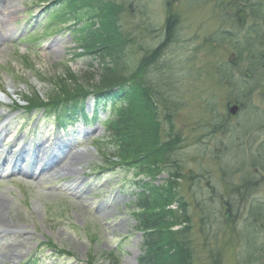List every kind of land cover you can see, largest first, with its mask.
I'll use <instances>...</instances> for the list:
<instances>
[{"label":"rangeland","instance_id":"374dc122","mask_svg":"<svg viewBox=\"0 0 264 264\" xmlns=\"http://www.w3.org/2000/svg\"><path fill=\"white\" fill-rule=\"evenodd\" d=\"M50 1L0 0V24L14 33L9 41L0 37V153L6 143L19 142L34 152L20 157L17 167L38 169L54 144L53 154L71 171L46 169L40 178H27L10 172V161L0 169V264H19L30 253L44 264H137L144 248L134 213L137 183L160 185L169 170L156 167L153 176H144L116 163L106 126L114 117L111 102L90 99L87 120L62 135L50 122H39L41 111L34 116L17 107L35 94L56 97L60 83L82 78V86L95 88L101 62H111L86 52L78 39L77 31L86 27L87 33V24L99 18L68 22L51 13L56 5ZM119 1H126L118 30L128 46L124 53L115 49L126 59L124 73L135 76L153 50L156 64L147 73L165 83L164 95L156 91L164 98L158 121L181 138L176 155L186 178L179 193L192 219L194 264H264V0L244 7L239 0ZM230 4L235 9L228 13ZM83 39L88 47L100 43ZM90 77L95 83L86 84ZM138 102L128 128L152 115ZM153 126L144 140H153ZM249 189L254 195L245 199L256 203L245 209L241 199ZM47 243L52 246L42 250ZM50 250L69 260L58 263Z\"/></svg>","mask_w":264,"mask_h":264},{"label":"trees","instance_id":"16d2710c","mask_svg":"<svg viewBox=\"0 0 264 264\" xmlns=\"http://www.w3.org/2000/svg\"><path fill=\"white\" fill-rule=\"evenodd\" d=\"M52 4L56 5L52 14L55 12L57 17L63 16L68 22H82V19L88 15L89 18L98 17L99 22L97 20L87 24L89 30L87 33L85 32L86 27L83 29L81 27L77 31L80 34L78 36L80 46H83L87 50L86 52H95L101 56L102 60L110 58L111 62L104 60L101 62L104 69L99 75L95 88L87 89L91 87L90 84L82 86V78L66 84V86L60 83L59 92L54 91L56 97L50 95V98L43 99L37 94L35 97H25L26 107L28 109L38 106L51 107L58 111L59 123L63 124L79 115L80 111L85 114L83 103L91 94H94L99 101L111 102L114 117L106 121V126L110 131V140L116 152L115 157L120 159L116 160V163L134 168L144 176H153L156 167H158V171L169 170L168 179L160 185L150 187L142 182V179H139L137 183L139 191H137L134 213L138 222L137 229L143 233L144 243L143 254L139 257L138 264H194L195 253L194 246L192 247L193 239L190 236L192 219L188 213L187 203L179 193L180 180L186 176L183 173L185 166L182 165V162L184 161L181 157H177L176 151L179 152L183 146L178 149L181 142L180 136L177 138L176 135L169 134V130H164L163 123L158 121V106H161L159 103H162L164 98L159 97V99L157 93L158 95L165 94L163 90L165 83L164 79L160 80V77L150 76L149 78L147 73L148 69L151 72L154 63L156 64L155 57L152 56L153 50L151 54L148 51L146 59L134 71L137 72L136 75L129 76L124 73L126 59L123 62L121 55L122 52H126L128 41L123 38L125 34L122 33L120 36V30H118L121 27L120 15L126 7V1L57 0L52 1ZM97 26L98 29L95 28ZM103 33H106L107 36H104ZM167 33H170V28ZM82 38H84L83 42L97 38L102 45L98 43L96 47H88L89 45L82 44ZM117 45L121 47V53L116 51L115 46ZM114 59L116 60L114 61ZM115 62H117L116 66H110ZM94 80L95 77H90L86 84L95 83ZM149 84L152 85L151 88ZM148 88L151 89V92ZM139 99L143 101L140 106L144 110L147 108L152 115L148 114L147 123L134 121L132 127L128 128V121L134 118L132 113L136 111L138 106L135 105L139 104ZM166 119L170 123V118ZM153 124L156 126H153V140L149 136L146 141L144 139L149 134V127ZM138 139H143V141H138ZM205 197H209V193ZM197 198L195 199L196 203L199 201ZM222 198L225 197L222 195ZM175 204L177 206L173 208ZM199 208L203 213L208 212V209L202 210L203 206L198 203ZM166 226L169 228L172 226V228L168 230ZM176 226L181 227L175 229Z\"/></svg>","mask_w":264,"mask_h":264},{"label":"bare ground","instance_id":"6f19581e","mask_svg":"<svg viewBox=\"0 0 264 264\" xmlns=\"http://www.w3.org/2000/svg\"><path fill=\"white\" fill-rule=\"evenodd\" d=\"M254 0H245V3H251V2H253ZM255 2L256 3H259V0L258 1H256L255 0ZM238 11V10H237ZM13 35H14V33L12 32V30L8 27V25H6V23H1L0 24V37H1V40L2 41H9V40H11L12 38H13ZM254 128H256L257 129V126H255L254 125ZM2 141H0V146L2 145V143H1ZM19 154H20V156H28V154L27 153H25V151H22V152H19ZM69 154H70V152H68L67 151V155L69 156ZM35 156H38V154H35ZM29 157V156H28ZM62 162L63 161H61V160H57L55 163H53V164H51L50 165V169H56V170H59V172H61V173H65L66 172V170L67 171H71V170H69V168H65L63 165H61L62 164ZM19 172L21 173V175H23L24 177H27V178H29V177H34V178H40V176L43 174V173H45L44 171H43V169H31V168H28V169H21V170H19ZM253 191L251 190V189H249V191H246L245 192V194L246 195H251V194H253L252 193ZM210 195V194H209ZM254 195V194H253ZM252 199V198H251ZM242 201H241V206H243L245 209H250V204H249V202L246 200V199H244V198H242L241 199ZM2 201V198L0 197V202ZM251 203H252V201H251ZM256 217L254 216V219H255ZM257 219V218H256ZM16 254L14 253L13 254V257L15 256ZM216 263H217V261H216Z\"/></svg>","mask_w":264,"mask_h":264},{"label":"flooded vegetation","instance_id":"af4514ba","mask_svg":"<svg viewBox=\"0 0 264 264\" xmlns=\"http://www.w3.org/2000/svg\"><path fill=\"white\" fill-rule=\"evenodd\" d=\"M212 2L214 1V0H211ZM233 1H235V0H233ZM240 2H238L239 3V7H244V6H246V3H245V0H239ZM236 2V1H235ZM230 6H231V8H229V5L228 6H226V11H227V9H228V13H231V12H233L234 11V9H235V6H233L232 4H230ZM241 9V8H240ZM230 10H231V12H230ZM169 20H167V22H168ZM168 26H170V24H168ZM260 124H257L256 126L258 127ZM262 127V125H260V128ZM258 129V128H257ZM258 161V160H257ZM245 192H246V190H244V199H245V196H246V194H245ZM254 212L256 213V218H258V216H259V210H258V207H256L255 208V210H254ZM254 215V214H253Z\"/></svg>","mask_w":264,"mask_h":264},{"label":"water","instance_id":"95a60500","mask_svg":"<svg viewBox=\"0 0 264 264\" xmlns=\"http://www.w3.org/2000/svg\"><path fill=\"white\" fill-rule=\"evenodd\" d=\"M237 109H238V106H236V105H234V106H232L230 108V110H231L232 113H235L237 111Z\"/></svg>","mask_w":264,"mask_h":264}]
</instances>
